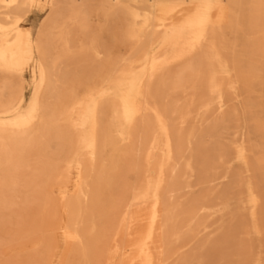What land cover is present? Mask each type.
Here are the masks:
<instances>
[{"label": "rangeland", "instance_id": "obj_1", "mask_svg": "<svg viewBox=\"0 0 264 264\" xmlns=\"http://www.w3.org/2000/svg\"><path fill=\"white\" fill-rule=\"evenodd\" d=\"M114 1L0 0V264H264V0Z\"/></svg>", "mask_w": 264, "mask_h": 264}, {"label": "bare ground", "instance_id": "obj_2", "mask_svg": "<svg viewBox=\"0 0 264 264\" xmlns=\"http://www.w3.org/2000/svg\"><path fill=\"white\" fill-rule=\"evenodd\" d=\"M12 1H15V0H12ZM116 1L119 2V0H115L114 2H116ZM135 3H137V2H135ZM138 16H135V18L136 17L138 18ZM72 22L74 23V25L80 24L77 19H74V21H72ZM83 27H85V26H83ZM25 34L26 33H23L22 31H20L15 36H10L9 34H4V36L2 38L0 37V65L4 66L5 68H9V69L21 70L22 68L25 67V65H27L29 63V51H30V49H29L27 37ZM247 63H248V65L250 64L249 62H247ZM251 67H253V66H251ZM251 67H248V69L249 68L254 69V67L253 68H251ZM248 69H247V71L244 68L242 70V75L244 76L245 79H249L254 75V72H251V70H248Z\"/></svg>", "mask_w": 264, "mask_h": 264}]
</instances>
